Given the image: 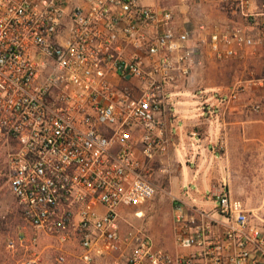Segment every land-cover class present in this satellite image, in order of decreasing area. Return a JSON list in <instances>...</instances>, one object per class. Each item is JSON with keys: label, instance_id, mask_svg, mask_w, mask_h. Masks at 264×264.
I'll use <instances>...</instances> for the list:
<instances>
[{"label": "built area", "instance_id": "built-area-1", "mask_svg": "<svg viewBox=\"0 0 264 264\" xmlns=\"http://www.w3.org/2000/svg\"><path fill=\"white\" fill-rule=\"evenodd\" d=\"M216 1L261 18L264 31V0ZM178 24L172 9L141 0H0V163L29 229L6 244L24 248L18 264H41L45 239L75 240L80 264L110 255L124 264H264V233L224 185L207 209L174 203L176 254L125 215L157 193L150 166L170 143L168 90L198 65L201 50ZM197 29L212 60L259 43L239 26Z\"/></svg>", "mask_w": 264, "mask_h": 264}, {"label": "crops", "instance_id": "crops-1", "mask_svg": "<svg viewBox=\"0 0 264 264\" xmlns=\"http://www.w3.org/2000/svg\"><path fill=\"white\" fill-rule=\"evenodd\" d=\"M165 1L141 0L143 4L154 7H166L163 5ZM250 1L253 2V0ZM177 3L178 5L169 8L173 10L179 27L191 32L193 36L191 45L197 51L203 48L202 37L197 31L199 23L205 22L220 28L242 27L246 34L259 43L254 49H245L238 57L229 59L226 69L230 73L244 75L246 80L255 79L254 75L264 74V31L258 26V20L261 18H245L216 0H177ZM219 5L223 7L224 12H219L217 9ZM175 9L188 12L192 19L200 20L197 22L191 20L187 23L186 20L179 18ZM195 32H197L196 36ZM202 52L205 53L204 56ZM195 57L198 65L193 68L192 73L182 79L177 86L168 90V95L173 102L172 114L167 120V136L170 143L164 155L156 158L151 164V179L157 191L163 188L167 191L170 200L176 204H182L191 213L195 207L209 208L212 205L211 200L214 199L213 194L222 185L230 191L232 196L236 180L234 175L238 166V189L241 198L239 200L244 203L249 213L250 224L262 231L258 222L259 216L255 215L254 209L250 207H260L264 200L260 202L258 200L259 203L252 200L248 194L250 188L246 185L244 176L264 175V118L260 115L254 118L248 117L245 105L239 103L233 104L227 110L223 109L224 112L220 115L225 117L220 123L215 118L206 119V115L211 110L222 111L218 98L212 91L211 74L203 72L204 69H202L203 64L206 65L205 69L211 70L215 63L205 50L196 53ZM197 57H202L201 61ZM252 75L254 77H249ZM259 81L262 82V80ZM213 106L215 108H211ZM207 122L212 124L208 126ZM218 128L222 129L220 136L223 144L222 153L217 152L216 149L210 150L209 146L211 142L218 139ZM202 131L206 134L203 138L198 135L202 134ZM171 233L172 241H169L167 237L164 242L154 243L158 248L170 254H176L180 250L174 243L173 232ZM255 254H257L256 251Z\"/></svg>", "mask_w": 264, "mask_h": 264}, {"label": "rangeland", "instance_id": "rangeland-1", "mask_svg": "<svg viewBox=\"0 0 264 264\" xmlns=\"http://www.w3.org/2000/svg\"><path fill=\"white\" fill-rule=\"evenodd\" d=\"M178 5L177 0H166L163 2V5L166 7H171ZM219 12H224L225 10L221 5L217 6ZM179 18L182 20L193 21L189 13L178 11ZM200 20H195L196 22ZM195 21L193 25L195 24ZM202 21V20H201ZM200 21V22H201ZM188 23V22H187ZM211 25L209 24V27ZM212 27V26H211ZM206 51V49H203ZM202 51V48H201ZM202 55L204 56L205 53ZM202 57H197L201 61ZM212 60V59H211ZM204 61V59H203ZM213 67L211 70L205 69L206 65L203 66V72L205 71L211 74V82L213 84L212 91L215 96L221 97L223 94H228L229 90L233 86H240L242 90L240 91L238 98L235 101L230 102L226 107H222L221 112H216L211 110L210 113L206 115V119L212 120L215 118L218 123L221 122V119L225 116H222L224 111L223 109H229L233 104H243L245 105V112L248 117L254 118L259 115L264 118V74L252 75L246 80L244 75L228 72L227 63L229 59L226 60H214ZM259 80H262L260 83ZM211 106V105H210ZM211 108H215L214 106ZM212 123H206L209 126ZM197 129V128H196ZM202 138L206 135L202 131V134H198ZM222 129L218 128V139L215 142H211L209 146L211 149H216L217 152H223L222 144ZM237 155V152L235 153ZM239 167H236V177L234 184V191H232V196L235 199H239V178H238ZM246 179V185L250 188L248 194L251 196L252 200L259 203L264 200V175L256 174H247L244 176ZM222 182V181H221ZM164 187V184H162ZM241 199V198H240ZM259 200V202H258ZM172 200H170L167 191H164L163 188L157 191V194L153 199L147 201L143 207L136 208L130 214H125L128 220L136 227H144L154 242L160 241L164 242L167 237L169 241H172V209L174 206ZM251 209H254V214L258 215V222L260 223V229L264 233V201L260 207L252 206ZM254 215V217H255ZM0 216L5 217V223L3 226L0 225V264H18L26 256L24 248L19 246L15 250L8 249L6 244L8 240H15L17 234L26 233L29 234V229L25 228V224L20 217L17 204L15 199L11 195L8 189L7 184V175L3 165L0 163ZM36 250L40 253V258L42 260L41 264H56L54 262V257L61 253L65 258L64 264H80L79 256L81 254L79 245L75 240H71L67 243L60 244L59 241L55 239H45L41 240L36 246ZM93 264H124L123 258H119L116 255L103 256V257H94Z\"/></svg>", "mask_w": 264, "mask_h": 264}]
</instances>
